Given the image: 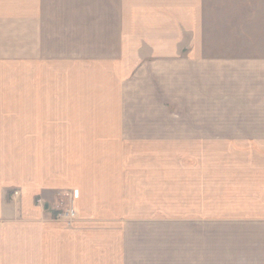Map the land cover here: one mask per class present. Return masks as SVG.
Instances as JSON below:
<instances>
[{"label":"crops","instance_id":"1","mask_svg":"<svg viewBox=\"0 0 264 264\" xmlns=\"http://www.w3.org/2000/svg\"><path fill=\"white\" fill-rule=\"evenodd\" d=\"M210 1L0 0V264H264V56Z\"/></svg>","mask_w":264,"mask_h":264},{"label":"rangeland","instance_id":"2","mask_svg":"<svg viewBox=\"0 0 264 264\" xmlns=\"http://www.w3.org/2000/svg\"><path fill=\"white\" fill-rule=\"evenodd\" d=\"M213 0L210 1V5L213 7H217L219 9L211 10L213 12V16H206L207 22V32H206V47L210 49L211 54L213 56H228V55H236L245 53V50H250L249 53L255 52V55L264 56V0H235L236 6H231L232 3L229 0H226L225 3L220 4L217 3L212 4ZM237 7V8H236ZM253 7L257 8L256 14L257 16L262 13V18L258 20H250L248 25H253L251 30H255L251 35H242L240 31L246 30V21L244 25L242 24V20L237 19L236 14L239 12L240 17L247 13V9L250 11L254 10ZM242 13V14H241ZM220 14L225 15V19H219ZM209 15V14H208ZM239 15V14H238ZM240 24V25H239ZM241 29V30H240ZM240 30V31H239ZM245 34V31H244ZM224 53H223V51ZM231 50V51H228ZM240 52H236L239 51ZM237 56V55H236ZM170 107L171 105H167ZM17 192V191H15ZM13 193V198H19V195H15ZM19 192V191H18ZM20 194V193H19ZM60 197V196H59ZM62 198V199H61ZM38 199H41L43 203H39ZM59 201L53 203L55 205H73L74 197L72 193L62 195ZM46 201L43 198H37L36 205L40 207L44 211L45 218L44 220L49 223H60L63 224L66 228L75 227L76 223L79 220V217L75 219L73 222L68 223L62 220H56L57 211H54V206L49 204L46 208ZM53 211L54 213H52Z\"/></svg>","mask_w":264,"mask_h":264},{"label":"built area","instance_id":"3","mask_svg":"<svg viewBox=\"0 0 264 264\" xmlns=\"http://www.w3.org/2000/svg\"><path fill=\"white\" fill-rule=\"evenodd\" d=\"M15 195H19V192H15ZM39 203H43L41 199H38ZM54 211H57L58 214H56L55 219L56 220H62V221H66L68 223L73 222L75 219L78 218V212L76 211V209L74 208V206L71 205H55L54 206Z\"/></svg>","mask_w":264,"mask_h":264}]
</instances>
